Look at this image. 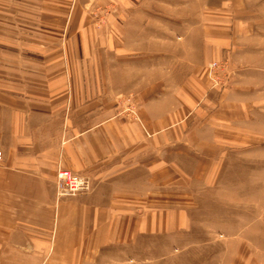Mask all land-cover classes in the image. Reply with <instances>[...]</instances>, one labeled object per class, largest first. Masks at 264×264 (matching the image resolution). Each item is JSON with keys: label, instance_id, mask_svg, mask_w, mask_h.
Segmentation results:
<instances>
[{"label": "crops", "instance_id": "obj_1", "mask_svg": "<svg viewBox=\"0 0 264 264\" xmlns=\"http://www.w3.org/2000/svg\"><path fill=\"white\" fill-rule=\"evenodd\" d=\"M108 4L0 0V264H124L145 231L142 219L157 217L125 210L126 199L154 194L173 156L192 157L198 167L199 150L194 156L174 146L200 142L214 157L224 131L245 120L238 111L254 102L239 94L264 87V78L222 92L210 87L206 66L230 39L220 24H192L188 45L187 24L175 26L180 32L144 24L139 0H120L98 21ZM254 47L249 56L233 52L240 78L264 70ZM129 94L135 114L123 100ZM217 155L205 170L210 180ZM59 168L88 177L92 189L57 197ZM142 181L150 190L141 194ZM254 247L256 264H264V246Z\"/></svg>", "mask_w": 264, "mask_h": 264}, {"label": "rangeland", "instance_id": "obj_2", "mask_svg": "<svg viewBox=\"0 0 264 264\" xmlns=\"http://www.w3.org/2000/svg\"><path fill=\"white\" fill-rule=\"evenodd\" d=\"M119 1L108 0L105 12L97 13L98 21L102 16L104 22L115 13ZM139 3L144 24L150 21L173 24L174 31H179L175 26L187 24L181 31L187 33L183 41L188 45L193 42L192 33L196 30L192 29V24H204L208 29L220 24L221 32L228 33V45L222 57L216 59L226 62L227 80L223 88L213 89L222 92L235 83L238 87L264 78V70L240 74V78V66L232 57L234 51L236 57L253 55L251 49L258 46L260 51L254 54L258 56V65L264 66V0H139ZM173 39L181 42L178 34L174 33ZM250 96L254 102L248 110L238 111L244 113L245 120L241 122L242 116H239L236 128L222 133L226 139L220 147L212 148L213 153L221 154V163L211 174V180L205 170L212 158L218 159L217 153L213 157L212 152L207 151L208 146L202 148L200 142L186 147L174 146L173 151L199 150L198 167L194 168L192 157L173 156L167 177L163 172L157 174L154 194L126 199L130 201L125 202V210L132 207H140V213L155 210L157 217L154 221L142 219L145 231L137 238V250L129 249L123 254L124 264H229L231 261L244 264L246 259L256 264L259 261V251L254 246H264V105L261 104L264 87L253 94L240 93L237 99L246 102ZM123 100L135 113L132 95L124 96ZM164 158L161 155L158 162ZM143 183L138 188L141 194L150 190L148 184ZM182 217L188 222L181 221ZM153 225H157L154 233L150 232Z\"/></svg>", "mask_w": 264, "mask_h": 264}, {"label": "built area", "instance_id": "obj_3", "mask_svg": "<svg viewBox=\"0 0 264 264\" xmlns=\"http://www.w3.org/2000/svg\"><path fill=\"white\" fill-rule=\"evenodd\" d=\"M226 62L217 60L210 61L206 66V73L212 88H223L225 86ZM222 75V78L219 76ZM130 111L133 113V110ZM135 114V113H134ZM55 193L57 197L74 196L79 193L89 192L92 189L91 180L83 175L68 169L59 168L55 176Z\"/></svg>", "mask_w": 264, "mask_h": 264}]
</instances>
